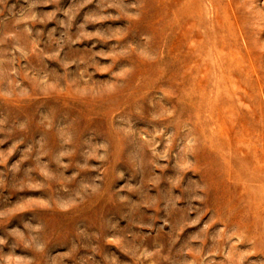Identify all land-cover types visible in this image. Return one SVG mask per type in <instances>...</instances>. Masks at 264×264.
Returning a JSON list of instances; mask_svg holds the SVG:
<instances>
[{
    "label": "rangeland",
    "instance_id": "rangeland-1",
    "mask_svg": "<svg viewBox=\"0 0 264 264\" xmlns=\"http://www.w3.org/2000/svg\"><path fill=\"white\" fill-rule=\"evenodd\" d=\"M0 264H264V0H0Z\"/></svg>",
    "mask_w": 264,
    "mask_h": 264
}]
</instances>
